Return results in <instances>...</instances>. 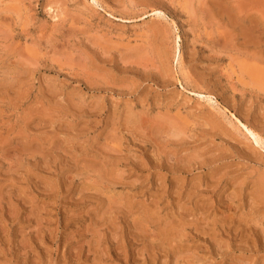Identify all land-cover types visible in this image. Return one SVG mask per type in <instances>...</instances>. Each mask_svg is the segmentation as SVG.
<instances>
[{
	"label": "rangeland",
	"instance_id": "obj_1",
	"mask_svg": "<svg viewBox=\"0 0 264 264\" xmlns=\"http://www.w3.org/2000/svg\"><path fill=\"white\" fill-rule=\"evenodd\" d=\"M258 1L0 0V264H264Z\"/></svg>",
	"mask_w": 264,
	"mask_h": 264
},
{
	"label": "bare ground",
	"instance_id": "obj_2",
	"mask_svg": "<svg viewBox=\"0 0 264 264\" xmlns=\"http://www.w3.org/2000/svg\"><path fill=\"white\" fill-rule=\"evenodd\" d=\"M255 1V0H254ZM262 1V3H263V0H261ZM252 2H253V0H252ZM258 3H260V0L258 1ZM238 4V3H237ZM243 4V3H242ZM245 4V3H244ZM247 5H248V3H246ZM256 4V3H255ZM233 5V4H232ZM239 5H241L240 3H239ZM249 5H250V3H249ZM263 5H264V3H263ZM252 6V5H251ZM262 6V5H261ZM241 7V6H240ZM253 7H255V6H253ZM252 8V7H251ZM249 9V8H248ZM253 9V8H252ZM231 10V9H230ZM242 11V10H241ZM244 11V10H243ZM249 11V10H248ZM248 11H246V13L248 12ZM252 11V10H251ZM250 11V12H251ZM235 12V11H234ZM233 12V13H234ZM227 13V12H226ZM235 13H237V12H235ZM239 14H240V11L238 12ZM230 14V13H229ZM245 14V13H244ZM248 14V13H247ZM235 15H238V14H235ZM249 16V15H248ZM262 16V15H261ZM239 17V16H238ZM246 17V16H245ZM244 18V17H243ZM263 18V17H262ZM239 20V19H238ZM255 20V19H254ZM262 20V19H261ZM260 20V22H262ZM264 21V20H263ZM227 22H228V20H227ZM230 22V21H229ZM234 23H236L235 21H233ZM241 22V21H240ZM249 22V21H248ZM242 23V22H241ZM257 23V22H256ZM238 24V23H237ZM245 25V24H244ZM250 25V24H249ZM253 26H251V28H252ZM257 28H258V26H256ZM239 28H240V25H239ZM245 28H247L248 29V26H247V24H246V27ZM250 28V27H249ZM250 28V29H251ZM264 29V28H263ZM239 30V29H238ZM253 31L255 30V28L254 29H252ZM240 31V30H239ZM241 32H243L242 30H241ZM264 32V31H263ZM262 32V33H263ZM253 33H255V32H253ZM247 36H249L250 34L248 33V30H247ZM235 35H236V33H235ZM240 35V34H239ZM262 35V34H261ZM243 37V39H244V36H242ZM264 37V36H263ZM260 38V37H259ZM261 40H262V37L260 38ZM250 41H252V40H250ZM244 42L246 43L247 41H246V39H244ZM248 44V43H247ZM251 44V43H250ZM263 49V48H262ZM259 52V51H258ZM253 54V53H252ZM258 55V54H257ZM251 56V55H250ZM260 56V55H259ZM254 58V57H253ZM248 59V58H247ZM252 61V60H251ZM257 61V60H256ZM264 61V60H263ZM250 62V61H249ZM258 62V61H257ZM264 63V62H263ZM250 64V63H249ZM172 118V117H171ZM173 119H174V117H173ZM170 120V119H169ZM176 120H177V118H176ZM171 121H172V119H171ZM170 121V122H171ZM174 121V120H173ZM170 122H169V124H170ZM171 123H173V122H171ZM178 123H180V121L178 122ZM138 124V123H137ZM168 124V123H167ZM174 124H176V121H175V123ZM171 125V124H170ZM180 125V124H179ZM179 125L177 126H171L172 128L174 127V129L175 128H177V127H179ZM181 125H182V123H181ZM132 126H134V125H132ZM183 126H184V124H183ZM244 126V125H243ZM135 127V126H134ZM140 127V126H139ZM245 127V126H244ZM181 128H182V130H183V127L181 126ZM213 129V128H212ZM177 130V129H176ZM180 130V129H179ZM246 130H247V132H248V134L249 135H251V137H253L254 139H255V142H256V144H258L259 143V139H258V137H257V135L255 134V132H253L252 130H250V129H247L246 128ZM178 132V131H177ZM183 132V131H182ZM184 133V132H183ZM181 134V133H180ZM220 135V134H219ZM225 137H227V136H225ZM260 137V136H259ZM229 140V139H228ZM260 146V145H259ZM203 148H205V147H203ZM250 150V149H249ZM182 156V155H181ZM191 156V155H190ZM190 156H188V157H190ZM188 157H186V158H188ZM192 157V156H191ZM184 158H185V156H184ZM196 159V158H195ZM180 160V159H179ZM181 160H182V158H181ZM180 160V161H181ZM184 160V159H183ZM188 160H189V158H188ZM188 160H187V162H188ZM194 160V159H193ZM209 160V159H208ZM190 161H191V159H190ZM193 162V161H192ZM195 166V165H194ZM199 168V167H198ZM259 179H260V177H259ZM260 182H261V180H260ZM264 182V181H263ZM258 184V186H259V182L257 183ZM262 186V185H261ZM261 190H262V187H261ZM264 192V191H263ZM178 224H179V222H178Z\"/></svg>",
	"mask_w": 264,
	"mask_h": 264
}]
</instances>
